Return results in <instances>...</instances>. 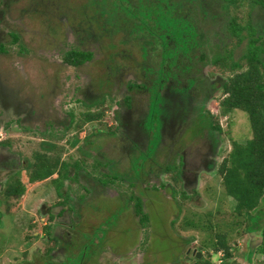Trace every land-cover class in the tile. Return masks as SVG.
Masks as SVG:
<instances>
[{
    "label": "rangeland",
    "instance_id": "obj_1",
    "mask_svg": "<svg viewBox=\"0 0 264 264\" xmlns=\"http://www.w3.org/2000/svg\"><path fill=\"white\" fill-rule=\"evenodd\" d=\"M95 1L0 0V89H7L9 94L16 95L17 101L23 103L19 106L23 112L20 114L25 115L17 123L19 127L21 125L22 132H15L16 129L9 131L11 138L5 145L9 153L31 164L41 154L52 158L55 156L52 149L56 151L63 146V170L70 169L66 180L61 183L51 180L31 183L32 173L21 168L19 177L26 191L16 200L9 199L4 192L17 175L12 170L8 173L0 171V264H188L194 260L196 253L201 254L197 260L205 258L209 264H248L255 258L253 248L260 236L257 233H239L242 228L238 227L231 230L229 213L234 209V202L219 186L217 167L210 172L201 171L197 184L189 192L183 188L179 192L172 183L163 188L159 182L155 183L156 176L150 172L156 170L160 173L156 166L168 168L172 161L180 167L175 157L177 153L185 157L188 165L186 182H190L192 173L201 167L198 163L208 152L212 140L200 134L204 130L200 113L196 119L191 118L196 115L195 104L192 102L188 106L182 103L183 99H190L185 97L186 86L198 84V81L193 83L194 80L185 79L181 83L184 88L176 86L166 93L164 90L166 97L157 99L152 85L158 79L153 77L154 82L144 97L145 106H116V101L127 94L123 90V80L129 78L132 81L134 75L143 79V74L138 72L139 61L145 62L146 56H141L140 52L139 58L138 50H129V42L132 41H127L123 32H116L113 36L104 29L99 12L105 10L95 9ZM254 14L255 11L251 13L253 17ZM255 26L257 28L258 24ZM14 34L21 36L22 41L12 46L8 40ZM214 34L215 31L211 36ZM213 39L216 40V37ZM79 40L82 47L96 46L98 54L96 62L83 71L90 82L82 80L84 87L80 86V82H72L71 77L65 78L64 67L53 65L47 58L59 53L63 47L78 44ZM146 44L151 46V41ZM140 45L142 43L136 46ZM236 51L239 54L235 48ZM129 68L135 69L136 74H127L130 73L127 71ZM200 68L206 77L220 76L211 66ZM195 69L193 66L190 72L185 73L187 79H196L198 73ZM175 82L180 84L177 79ZM90 85L92 96L87 97L84 92ZM190 89L195 91V86ZM215 98L212 97L206 106L213 116L219 113ZM111 99L114 100L102 120L90 126L88 124L82 133L74 130V122L83 119L85 111ZM140 101L142 99L133 101L127 98L124 103ZM178 102L188 106V119L177 118L176 111L181 106ZM56 103L62 105L57 106ZM154 106H157V113L163 111L166 123L179 119L177 130L172 129L169 134L161 130ZM126 107H133V111L137 112L133 118L136 128L132 131L135 136L142 133L143 140L140 142L131 131H117L119 121L124 125L127 117L117 120L113 116L120 109L131 118ZM199 110L206 114L204 109ZM141 111L147 112L146 116H141L142 128L137 124ZM218 120L222 132L215 141L217 145L219 138L222 142V152L217 159L220 163L229 153L231 141L244 143L251 138V134L248 116L244 112L231 111L230 115ZM188 121H191V127L185 131ZM183 124L184 127H181ZM1 135L4 138L6 134L0 127ZM72 140L76 144L71 148L68 141ZM47 142L57 144L51 146ZM3 145L0 144V147ZM161 148H164V153L174 154L170 162L162 159ZM145 163L148 175L152 173L150 175L154 176L152 182L148 181L147 173L143 174L146 172L143 170ZM86 174H90L88 178L97 177L99 184L92 187L93 192L90 193L83 188L89 187L90 179L88 182L84 180ZM116 177L118 179L111 183L110 179ZM54 178L56 176L51 179ZM183 192L186 199H183ZM127 199H131V203ZM187 199L190 201L186 202ZM138 204L142 205L146 214V223L140 226L134 217V208ZM60 212L62 215L58 217ZM259 218L264 223V212ZM45 226H51L50 238L47 237L48 231L44 230ZM190 226L196 228L191 230ZM212 231L226 234L230 259H223L222 251L217 255L212 253V247L217 242V236ZM193 263L196 264V261ZM254 264H263V258L256 255Z\"/></svg>",
    "mask_w": 264,
    "mask_h": 264
},
{
    "label": "trees",
    "instance_id": "obj_2",
    "mask_svg": "<svg viewBox=\"0 0 264 264\" xmlns=\"http://www.w3.org/2000/svg\"><path fill=\"white\" fill-rule=\"evenodd\" d=\"M93 7L97 10L102 8L105 10L106 14L102 12L103 10L99 12L100 20L104 23V29L112 33L111 35L116 34V32H123L124 36L128 38L127 41H132L129 42V50L132 48L138 50L139 58H141L142 54L146 56L145 62L141 59L139 61L140 69L138 72L143 74V79L134 75L135 69H127L130 73H126H133L134 76H132V81L129 78L123 80L125 82L123 90L128 95L126 94L121 97L122 100L116 101V105H122L118 107L145 106L144 97L148 88L154 82L153 77L154 80L158 79L152 85V91L157 99L162 98L164 90L165 92L167 90L171 91L170 89L176 86L181 89L184 88L185 85L181 83L186 79L191 82L194 80L193 83L197 80L198 84L190 87L186 86L185 95L187 96L185 97L190 99H187V101L183 99L182 103L184 105L188 104V106L192 102L193 105L195 104L196 115L194 117L191 116V118L196 119L197 115L199 116L198 113H200L202 119H199L204 124V130L200 134L207 136L210 140H215L218 135H221L219 117L228 116L231 111L235 110L244 112L248 116L251 138H248L244 143H238L236 140L231 141V149L227 156L220 161L216 175L219 178V186L223 189L225 195L234 202V209L229 213L230 219L233 221L229 222L231 230L238 227L242 228L239 233L242 232L244 235L257 233L260 236V239L258 238L259 242L253 248L254 260L246 262L254 264L256 255H259L263 258L264 264V223L259 218V215L264 212V0H96ZM254 11V17L257 20H253L254 17L251 15ZM199 12H201V15ZM256 24H258L257 28ZM207 27L208 29H206ZM209 29L213 30L209 31ZM214 31L215 34L211 36ZM213 37H216V40ZM8 41L11 42L12 46H15L21 43L22 38L14 34L13 38ZM147 41H151V46L146 44ZM111 42H115L113 38ZM119 43L121 44V42ZM138 43H142V45L137 47ZM81 45L82 43L79 40L78 44H70L68 47H63L59 53L47 56V58L53 65L57 64L64 67V71L67 73H64L65 78L71 77L74 83L76 81L81 83L82 80H88L87 82L90 83L88 76L83 71L86 67L96 62L98 54L96 46L86 48ZM148 47L151 49H148ZM235 48L239 54H237V51L235 52ZM193 66L196 67L195 70L198 73L196 75L198 76H196V79H187L185 73L190 72ZM200 66L213 67L220 75L216 79L218 82L211 83L214 77H206V73L202 72ZM175 79L180 81L179 85L176 84ZM80 86L84 87V82ZM192 86H195V91L190 90ZM216 88L220 89L215 96L219 113L213 116L209 114L206 103L209 99H212L213 91ZM90 92L91 85L84 93L87 97H91ZM73 93L78 92L73 91ZM163 97H166V95ZM127 98L133 101L139 98L142 101L139 103L134 102L133 104L124 103ZM104 99L106 100L105 97ZM177 99L181 100L182 98L178 97ZM113 100L99 103L98 106H94V109L85 111L83 119L74 122V130L81 132L88 124L90 126L102 120L106 110L112 104L110 102H113ZM178 103L181 106L177 110L178 112L176 111L178 113L177 118L188 119V106H182V103ZM56 105L61 106L62 103H56ZM154 107L156 116L161 123V126H159L161 130L165 134H169L172 129L177 130L179 119L176 122L173 120L166 123L164 118H159L163 115V111L157 113V106ZM200 108L202 111L204 109L205 115L201 113ZM147 110L149 111V108ZM126 111L131 114L130 123L124 122V125H122L119 121V124L122 128L125 126V128L127 127V129L129 128L132 131V128H136L134 127L133 118L134 115H137V112L136 110L133 111V107H126ZM145 111H141V115L138 117L140 121L137 124L141 128V116L147 115ZM115 113H113L115 114L113 117L116 116L117 120H121V114H126L125 111L122 113L120 109ZM170 123L174 124V126H171ZM190 123L191 121L185 123V131L187 128L190 129ZM181 127H184V124ZM111 130H115V128ZM132 132L135 136L134 131ZM172 138L175 139V137ZM135 139L139 142L143 140L142 133H137ZM47 143L51 144V146L57 144V142ZM68 144L72 148L76 141H68ZM163 149L161 148L162 159L170 162L174 154L164 153ZM64 150L63 146H61L59 150L55 151L52 149V152L55 153L52 158L47 154H41V157L32 164L26 162L25 168L32 173L30 182L51 180L55 174L58 175V178L53 179V182L60 181L61 183L66 180V175L70 169L68 171L66 169V172L63 170L61 160H63L62 154ZM177 154L175 156L178 158L177 163L181 165L183 156L179 153ZM92 155L96 156L95 154ZM162 159L160 160L162 161L161 163H163ZM158 163L160 164V162ZM146 164H144L143 168L146 172L143 174L147 173L148 175ZM170 164L168 168L156 166L160 173L156 170H151L150 172H153V175L156 176L155 183L159 182L163 188L170 186V183H172L176 190L180 192L182 188L185 189L180 167H177L173 161ZM166 169L169 172H166ZM171 170L175 172H171ZM150 174L152 173H149L148 181L152 182L154 176ZM80 176L82 177V174ZM162 176H164L163 179ZM141 178L143 177L141 176ZM13 179L10 186L5 189L4 194L9 199L14 198L16 200L25 194L26 188L20 181L19 174ZM94 179L97 181L96 178ZM116 179L118 178H111L110 182L114 183ZM182 194L184 195V197L182 196L183 199H186V194L184 192ZM127 201L131 203V199H127ZM187 201L190 200L187 199ZM62 212L58 214V217L62 215ZM145 215L142 205H136L134 217H136L139 226L146 223ZM257 219H259L258 223L256 222ZM45 227L44 230L48 231L47 237L50 238L49 229L51 226ZM194 227L196 228V226H190V229L194 230ZM216 236L217 242L212 247V253L217 255V253L222 251L224 254L223 259H230L231 254L228 250L229 243L226 242V234L217 232V234L215 233ZM187 258L189 257L187 256ZM194 260L196 264H209L205 258L197 260L194 256ZM221 264L231 263L225 262Z\"/></svg>",
    "mask_w": 264,
    "mask_h": 264
},
{
    "label": "flooded vegetation",
    "instance_id": "obj_3",
    "mask_svg": "<svg viewBox=\"0 0 264 264\" xmlns=\"http://www.w3.org/2000/svg\"><path fill=\"white\" fill-rule=\"evenodd\" d=\"M1 35L2 34L0 33V39H1ZM218 78L212 79L211 83L215 82V80L218 79ZM219 90H220L219 88H216V90L214 89V91H213L214 93L212 95L213 98L216 96V94H218ZM165 93H163L162 98H164L163 96L166 95ZM0 100H1L0 101V106H3V109L1 110V114L3 116L0 115V127H1L2 132H4V134L8 135V136L4 135L5 136L4 138H2V135L0 136V144H4L2 147H0V171L1 170L2 171L5 170L6 173H8L10 170H12V172L17 175V174L20 173V169L21 168H25L26 163L24 161L19 160L20 157H16L14 154L9 153L8 152L9 150L6 147L5 143L8 142L9 138H11L9 136V134H8L9 131H13L14 129H16L15 132H22L20 130L21 125L19 127L17 125V123L21 119L25 118L24 114H20V113H23V112L19 109V106L23 105V103H19L17 101V99H16V95L9 94L7 92V89H3V88L0 89ZM209 100H211V99H209ZM208 101H207L206 105L209 104ZM116 106H122V105H116ZM121 115H122L121 117H123V116H124V118L127 117V121H128V123H130L131 118H128V116L126 114H121ZM159 118L163 119L164 118V114L161 117H159ZM164 120H165V118H164ZM117 128H118L119 131H123L124 133L130 131V129L129 128L127 129V127L125 128V126L122 128V126L119 123L117 125ZM82 132L83 131H81V133ZM132 134H133V132H132ZM85 135L86 134H84V137L86 138ZM15 138H17V137H15ZM82 139H84V138H82ZM210 142L211 143L209 145L208 152L205 154L203 159L200 158L201 161L198 163V164H201L202 168L199 166L200 167V168H198L199 172H198V169H197V171L195 173H192V180L190 182H186V180H185V175L187 174L186 169L188 168V165H187V162L185 160V157L182 155L183 159H182V163L180 165V171H181V178L183 180V185H184V188H185L186 191L191 190L193 187H195V185L197 184L196 182H198V179L200 178L199 176H200L201 171H204V172H208L209 171L210 172V171L214 170L216 167L218 168V165L220 164V163H218L217 159L219 158V154L222 152L221 151L222 147H220L222 142L220 141V138H219V141H218V145L216 144L215 140H212ZM54 143H56V142H54ZM91 154H94V153H91ZM54 176H56V178H58L57 174H55ZM56 178H54V179H56ZM52 180L53 179H51V181ZM1 182H2V180L0 181V184H1ZM186 185H187V189H186ZM187 255H186V257H187ZM196 256H197V253L195 254V257ZM194 261L195 260H192L188 264H192V262H194Z\"/></svg>",
    "mask_w": 264,
    "mask_h": 264
},
{
    "label": "crops",
    "instance_id": "obj_4",
    "mask_svg": "<svg viewBox=\"0 0 264 264\" xmlns=\"http://www.w3.org/2000/svg\"><path fill=\"white\" fill-rule=\"evenodd\" d=\"M88 176H89V175H85V176H84V180H86V181L88 182V180L90 179V180H89V185H88L90 188L87 187V186H83V188H84L85 191H87V192L90 193L92 187L98 185V182L94 179V178L97 179V177L93 176L94 178H88ZM41 182H44V181H41ZM41 182H36V183H41ZM24 186H25V185H24ZM81 188H82V186H81ZM87 192H84V193H87ZM91 192H93V191H91Z\"/></svg>",
    "mask_w": 264,
    "mask_h": 264
},
{
    "label": "water",
    "instance_id": "obj_5",
    "mask_svg": "<svg viewBox=\"0 0 264 264\" xmlns=\"http://www.w3.org/2000/svg\"><path fill=\"white\" fill-rule=\"evenodd\" d=\"M200 257H201V254L200 253H197L196 258L199 259ZM192 264H194V263H192Z\"/></svg>",
    "mask_w": 264,
    "mask_h": 264
},
{
    "label": "clouds",
    "instance_id": "obj_6",
    "mask_svg": "<svg viewBox=\"0 0 264 264\" xmlns=\"http://www.w3.org/2000/svg\"><path fill=\"white\" fill-rule=\"evenodd\" d=\"M193 263V262H192Z\"/></svg>",
    "mask_w": 264,
    "mask_h": 264
}]
</instances>
